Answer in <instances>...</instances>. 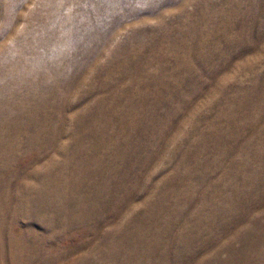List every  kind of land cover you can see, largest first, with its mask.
Wrapping results in <instances>:
<instances>
[{
    "label": "rangeland",
    "instance_id": "rangeland-1",
    "mask_svg": "<svg viewBox=\"0 0 264 264\" xmlns=\"http://www.w3.org/2000/svg\"><path fill=\"white\" fill-rule=\"evenodd\" d=\"M0 264H264V0H0Z\"/></svg>",
    "mask_w": 264,
    "mask_h": 264
}]
</instances>
